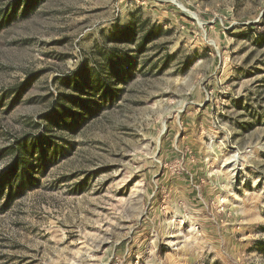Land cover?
Returning <instances> with one entry per match:
<instances>
[{
	"label": "rangeland",
	"instance_id": "374dc122",
	"mask_svg": "<svg viewBox=\"0 0 264 264\" xmlns=\"http://www.w3.org/2000/svg\"><path fill=\"white\" fill-rule=\"evenodd\" d=\"M20 1L0 0V264H264V0ZM85 73L95 113L50 128Z\"/></svg>",
	"mask_w": 264,
	"mask_h": 264
},
{
	"label": "trees",
	"instance_id": "16d2710c",
	"mask_svg": "<svg viewBox=\"0 0 264 264\" xmlns=\"http://www.w3.org/2000/svg\"><path fill=\"white\" fill-rule=\"evenodd\" d=\"M27 0H23L21 3H26ZM157 32L159 34H157ZM143 37L141 38V47H146L150 42L157 39L161 33V30L159 28L157 29H151L149 31L145 30L142 32ZM156 33V34H155ZM95 83L97 86L101 85V80H94L91 75L88 73L82 74L79 76L78 81L75 84H72V89L74 91V94L67 95V99H65V105L64 103L60 105V100L62 103V97L57 99L56 104L60 105V110L54 109L48 116V120L50 121V128H64V129H71L72 122H79L78 118H82L84 115L92 116L97 108V102H91L86 101L81 98V96H84L87 92L88 88L95 89L91 85ZM68 87L70 86V83L68 84ZM71 89V88H70ZM21 90L20 87H17L15 89H12L9 93H17ZM97 91V90H96ZM99 91V90H98ZM108 91V92H107ZM111 90H106L105 93H110ZM112 93V92H111ZM18 94V93H17ZM21 95V93L19 94ZM95 97V96H94ZM58 109V108H57ZM58 111V112H57ZM51 130H48V132ZM44 140V136H42L41 139H37L33 144H31V147H29L28 144H19L18 147L10 148L6 151V154L8 157L12 156V165L10 166V171L8 172L7 179L12 180H18L22 176L29 173V167H30V159L36 156L37 154L42 155V144L41 141ZM47 143L45 142V145ZM51 145V144H48ZM38 149L40 150L38 152ZM6 178L2 177L0 179V187H4L6 184Z\"/></svg>",
	"mask_w": 264,
	"mask_h": 264
},
{
	"label": "bare ground",
	"instance_id": "6f19581e",
	"mask_svg": "<svg viewBox=\"0 0 264 264\" xmlns=\"http://www.w3.org/2000/svg\"><path fill=\"white\" fill-rule=\"evenodd\" d=\"M181 7V6H180ZM181 9L183 10V8L181 7Z\"/></svg>",
	"mask_w": 264,
	"mask_h": 264
}]
</instances>
